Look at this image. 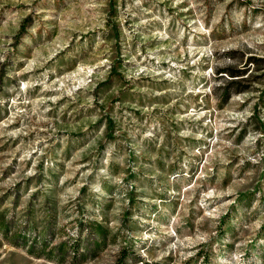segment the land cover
Segmentation results:
<instances>
[{
    "label": "rangeland",
    "instance_id": "1",
    "mask_svg": "<svg viewBox=\"0 0 264 264\" xmlns=\"http://www.w3.org/2000/svg\"><path fill=\"white\" fill-rule=\"evenodd\" d=\"M0 264H264V0H0Z\"/></svg>",
    "mask_w": 264,
    "mask_h": 264
}]
</instances>
